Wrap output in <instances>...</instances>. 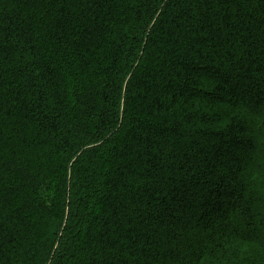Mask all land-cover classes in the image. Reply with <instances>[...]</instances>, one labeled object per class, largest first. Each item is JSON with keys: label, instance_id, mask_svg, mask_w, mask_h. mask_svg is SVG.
Wrapping results in <instances>:
<instances>
[{"label": "trees", "instance_id": "16d2710c", "mask_svg": "<svg viewBox=\"0 0 264 264\" xmlns=\"http://www.w3.org/2000/svg\"><path fill=\"white\" fill-rule=\"evenodd\" d=\"M0 264H264V0H0Z\"/></svg>", "mask_w": 264, "mask_h": 264}]
</instances>
